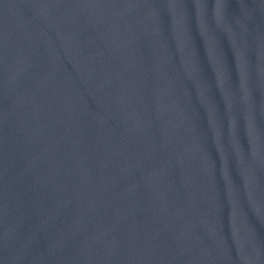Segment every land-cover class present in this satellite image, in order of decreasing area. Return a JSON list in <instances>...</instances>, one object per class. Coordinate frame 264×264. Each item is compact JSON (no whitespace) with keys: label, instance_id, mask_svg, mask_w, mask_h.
<instances>
[{"label":"water","instance_id":"water-1","mask_svg":"<svg viewBox=\"0 0 264 264\" xmlns=\"http://www.w3.org/2000/svg\"><path fill=\"white\" fill-rule=\"evenodd\" d=\"M0 264H264V0H0Z\"/></svg>","mask_w":264,"mask_h":264}]
</instances>
